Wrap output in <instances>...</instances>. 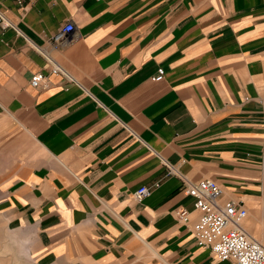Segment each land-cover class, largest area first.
I'll use <instances>...</instances> for the list:
<instances>
[{"label":"crops","instance_id":"1","mask_svg":"<svg viewBox=\"0 0 264 264\" xmlns=\"http://www.w3.org/2000/svg\"><path fill=\"white\" fill-rule=\"evenodd\" d=\"M0 11L15 25L0 33V264H235L192 231L185 190L203 180L264 246V0Z\"/></svg>","mask_w":264,"mask_h":264},{"label":"built area","instance_id":"2","mask_svg":"<svg viewBox=\"0 0 264 264\" xmlns=\"http://www.w3.org/2000/svg\"><path fill=\"white\" fill-rule=\"evenodd\" d=\"M23 7L25 0H16ZM15 25L0 11V33L14 28ZM74 31V25L69 23L54 37L55 42L65 39ZM160 80L164 70H159ZM47 78L43 73H36L31 78L34 88L46 86ZM143 186L134 193L136 201L141 202L149 197L155 188ZM185 193L194 198L195 210L199 212L198 220L193 224L192 231L201 248L209 250L213 257L220 261H232L235 264H264V246L249 237L242 228V222L247 218L244 206L234 201L221 204L222 189L213 180H203L187 187ZM178 219L183 224L190 222V213L186 210L177 212Z\"/></svg>","mask_w":264,"mask_h":264}]
</instances>
